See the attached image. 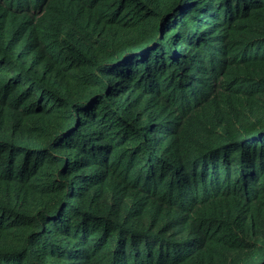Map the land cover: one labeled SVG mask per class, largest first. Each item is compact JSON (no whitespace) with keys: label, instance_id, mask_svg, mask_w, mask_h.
<instances>
[{"label":"trees","instance_id":"trees-1","mask_svg":"<svg viewBox=\"0 0 264 264\" xmlns=\"http://www.w3.org/2000/svg\"><path fill=\"white\" fill-rule=\"evenodd\" d=\"M0 264H264V0H0Z\"/></svg>","mask_w":264,"mask_h":264}]
</instances>
